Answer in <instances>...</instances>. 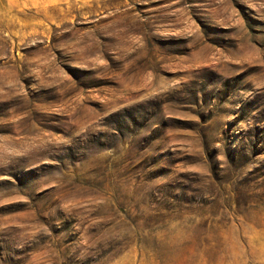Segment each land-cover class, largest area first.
Listing matches in <instances>:
<instances>
[{"label":"rangeland","instance_id":"1","mask_svg":"<svg viewBox=\"0 0 264 264\" xmlns=\"http://www.w3.org/2000/svg\"><path fill=\"white\" fill-rule=\"evenodd\" d=\"M0 264H264V0H0Z\"/></svg>","mask_w":264,"mask_h":264}]
</instances>
